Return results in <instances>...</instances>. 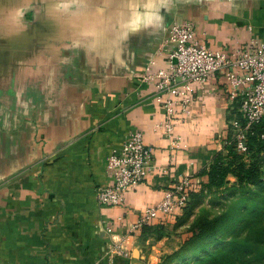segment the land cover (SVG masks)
<instances>
[{
  "label": "crops",
  "instance_id": "0c3cea01",
  "mask_svg": "<svg viewBox=\"0 0 264 264\" xmlns=\"http://www.w3.org/2000/svg\"><path fill=\"white\" fill-rule=\"evenodd\" d=\"M183 20L213 49L264 41V0H0V264L158 261L168 236L133 225L177 180H204L235 107L218 72L165 128L143 73L166 66L160 44ZM133 131L152 169L123 204L100 206L107 156Z\"/></svg>",
  "mask_w": 264,
  "mask_h": 264
},
{
  "label": "built area",
  "instance_id": "2783aa9c",
  "mask_svg": "<svg viewBox=\"0 0 264 264\" xmlns=\"http://www.w3.org/2000/svg\"><path fill=\"white\" fill-rule=\"evenodd\" d=\"M160 50L165 52L166 66H156L150 60L143 80L153 84L154 98L165 112V128L171 130L178 109L180 113L188 112L194 92L205 88L219 72L225 80L229 100L237 103V112L244 118V125L237 119L231 124L237 150L245 151L247 129L264 116V41L251 37L242 46L213 49L198 42L194 24L183 20L170 24ZM152 157V148L145 144L140 131L130 132L123 142L111 148L106 160L110 184L96 188L98 204H123L126 193L136 189L148 176ZM195 186L190 176L177 180L165 190L161 200L141 211L133 227L140 228L159 217L175 218ZM104 229L111 233L112 223L108 222ZM120 248L114 244L110 250L117 252Z\"/></svg>",
  "mask_w": 264,
  "mask_h": 264
},
{
  "label": "trees",
  "instance_id": "16d2710c",
  "mask_svg": "<svg viewBox=\"0 0 264 264\" xmlns=\"http://www.w3.org/2000/svg\"><path fill=\"white\" fill-rule=\"evenodd\" d=\"M228 114L227 130L223 148L212 158L208 167L198 171V175L204 180L199 183L198 189L189 191L188 200L182 207V216L189 213L194 201L200 196L204 189H219L228 181V176L233 175L236 181L233 185L261 184V171L259 168L260 158L264 155V116L254 122L246 132V150L240 152L236 148L234 140V130L231 121L237 119L244 125V118L237 112V103ZM177 216V215H176ZM181 216H177L180 221ZM200 230H193L191 234L184 238L179 249L165 254L159 264H168L173 261L187 246L194 245L198 239L206 236L211 229L209 226H199ZM167 230L163 225L143 224L141 233H152L155 237L161 238ZM168 233V232H167ZM214 250H207V256H201L196 261L183 264H264V233L262 230L248 232L243 238L235 237L227 241L226 245L219 246L214 241ZM219 248V249H218ZM184 258V256H181Z\"/></svg>",
  "mask_w": 264,
  "mask_h": 264
},
{
  "label": "rangeland",
  "instance_id": "374dc122",
  "mask_svg": "<svg viewBox=\"0 0 264 264\" xmlns=\"http://www.w3.org/2000/svg\"><path fill=\"white\" fill-rule=\"evenodd\" d=\"M261 184H235L236 178L228 176V181L219 189H204L194 201L189 213L181 216L177 221L175 215L172 227L164 236L158 261L159 264L165 254L180 248L184 238H187L193 230H200L199 226H209L211 231L198 239L194 245L187 246L186 250L168 264H183L196 261L201 256H207V250H214V241L219 246H224L227 241L235 237L243 238L248 232L262 230L264 233V155L260 158ZM200 188L199 185L195 189ZM219 249V248H218Z\"/></svg>",
  "mask_w": 264,
  "mask_h": 264
}]
</instances>
